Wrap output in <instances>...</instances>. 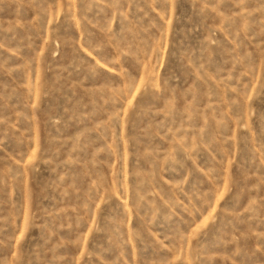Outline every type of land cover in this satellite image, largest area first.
<instances>
[{
    "label": "rangeland",
    "instance_id": "rangeland-1",
    "mask_svg": "<svg viewBox=\"0 0 264 264\" xmlns=\"http://www.w3.org/2000/svg\"><path fill=\"white\" fill-rule=\"evenodd\" d=\"M0 264H264V0H0Z\"/></svg>",
    "mask_w": 264,
    "mask_h": 264
}]
</instances>
